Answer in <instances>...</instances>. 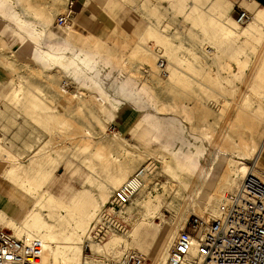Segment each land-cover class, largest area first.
I'll list each match as a JSON object with an SVG mask.
<instances>
[{
    "label": "rangeland",
    "instance_id": "1",
    "mask_svg": "<svg viewBox=\"0 0 264 264\" xmlns=\"http://www.w3.org/2000/svg\"><path fill=\"white\" fill-rule=\"evenodd\" d=\"M69 1L5 0L18 19L0 13V163L15 159L27 166L33 154L34 159L42 155L56 158L53 167L50 165L53 175L50 190L64 196L70 210L74 211L79 209L77 202L71 201L76 191L86 187L89 190L86 200L93 201L109 185L101 166L95 162L92 168L82 164L90 153L84 144H110L112 153L118 157L117 164L128 170L120 184L133 172L144 168L147 171L143 181L145 191L142 189L130 202L131 206L127 205L132 207L131 219H126L127 214H124L118 229L111 232L118 237L123 235L125 241L108 252L97 253L89 249L93 242L86 240L83 259L89 264H119L126 253L137 252L143 256L145 264H152L157 244L165 233L173 230L175 239L187 219L198 215L193 210L204 206L207 200L215 205L223 204L224 197L234 192L223 183L225 165L229 163V168L234 170L244 163L264 175V155L260 165L255 164L253 156L244 158L239 147L230 145L239 144L240 136L246 138V117L239 112L240 106L248 107L244 101L264 111V88L257 86L254 78L261 50L259 45L257 52L246 50L245 55L238 58L241 63L232 60L227 53L220 57L216 44L204 40L198 28L184 19L170 0H95L101 7L100 16L108 18V25L92 31L83 27L79 16L73 14L64 26L58 27L56 18L65 12ZM232 2L230 15L237 19V14L246 12L247 23L250 22L253 10L247 7L245 0ZM194 4L204 8L203 3L185 0L187 8ZM40 12L51 13L48 22L42 20ZM84 19L85 24L97 26L99 23V18ZM28 25L43 29L44 33L30 35L25 29ZM66 26L71 27L73 35L65 36ZM149 27H154L152 29L158 33V42L152 37L154 41L150 38L139 41L140 33ZM88 34L97 37L89 40ZM164 40L172 47V55L170 50L162 49ZM136 41L140 45L133 51ZM23 43L33 50H21ZM51 47L64 52L66 57L73 56L79 49L86 50L93 60L92 70H85V76L78 77L57 64L35 58L37 51ZM192 52L197 57L193 58ZM159 58H163L166 67L163 78L155 68ZM173 72L185 82H176ZM113 82L122 85V91H113ZM62 89L68 94H62ZM100 91L106 94L103 96L106 105L96 100ZM70 94L78 98L73 99ZM36 101L40 105H35ZM108 104L112 105V110L120 104L128 105L137 112V118L138 114L151 115L155 126H148L141 121L143 119L134 126L135 118L129 120V129L122 134L126 140L114 138L115 132L121 129L109 118ZM50 111L58 113L56 119L46 118ZM189 160H197L205 171L193 168ZM10 177L0 166V181L6 188L14 187ZM236 180L239 183L240 179ZM197 186L205 197H195L190 200L192 205H187L186 190ZM114 189H106L107 200L97 214L106 206ZM44 190L35 184V195ZM148 192L169 198L170 205L161 208L152 223H142L137 220L140 213L133 210V203L141 201ZM180 195H183L182 200ZM177 218L180 221L177 222ZM6 220L7 216L0 214V230L13 235ZM95 220L96 217L89 223L83 240Z\"/></svg>",
    "mask_w": 264,
    "mask_h": 264
},
{
    "label": "bare ground",
    "instance_id": "2",
    "mask_svg": "<svg viewBox=\"0 0 264 264\" xmlns=\"http://www.w3.org/2000/svg\"><path fill=\"white\" fill-rule=\"evenodd\" d=\"M170 1H172L174 6H176L177 11L182 13L184 19L190 20L192 25L198 28L199 32L204 37H202L204 40H207L209 44H216L215 48L217 54H220V57L222 54L227 53L232 60L241 63L238 58L241 55L244 56L246 50L257 52L256 46L259 45L261 50V58L257 63L258 67L254 78L256 79L255 82L257 86L264 88V8L257 6L258 4L254 0H245L247 7L253 10V15L250 22H246L244 23L245 25L242 24L244 26H241L239 25L237 19L233 18L230 15V11L234 6L232 0H194L196 3H203L204 8H198L196 4H194L192 7L187 8V6L185 5V0ZM0 13H8L9 17L18 19L17 15L11 12L9 5L5 2V0H0ZM38 15H41L43 21L48 22L51 13L40 12L38 13ZM152 28H144L145 30H143L139 35V41H145L147 38L152 37L156 42H158V33H156V31H154V29ZM25 29L30 35L38 36L44 33L43 29L36 30L30 25L26 26ZM66 29L67 32L65 33V36L73 35L74 31L71 29V27L66 26ZM87 38L89 40L96 39L92 34H88ZM149 40L152 39L150 38ZM165 40L161 44L163 47L162 49L168 51L172 47L170 46L169 42ZM139 41H136L134 43V46L132 48L133 51L136 50H134V48L140 45ZM20 49L24 52L33 50L30 46L24 43L21 45ZM170 52L172 55L171 50ZM192 53L193 54L191 55H194L193 58L197 57L194 52ZM90 56L91 54L87 53L86 50L79 49L78 52H76L73 56L66 57L64 55V52L61 53L55 51L51 47L48 50L37 51L35 58L45 63L57 64L72 75L84 77L85 70L90 71L93 68V60ZM215 56L217 57L218 55H214V57ZM117 60L121 62L119 57L117 58ZM173 76L174 79L176 78V82L180 84L185 82H182L181 78L175 72H173ZM93 83L94 85H97L95 81ZM112 88L113 91H122V85L116 84V82H113ZM60 92H62V94H68L64 89H62ZM100 92L101 93L96 100L99 101L100 105H106L105 99L103 98V96H105L106 94L104 91ZM14 93L17 94L16 91H14ZM124 93L127 94L129 92L124 91ZM71 96L73 99L78 98L77 95L72 94ZM248 102V100H245L244 105L248 107L246 108L240 106L239 111L246 117L247 139H244L243 136H240L239 144H234V142L230 143V145L232 148H234V146L239 147L241 149L240 155L244 158L253 156V160L255 161L254 163L258 164L262 159V155H264V111L261 110L257 105L251 106V104H249ZM35 105L40 104L36 101ZM107 106H109V108L111 109L109 118L114 123L113 118L116 108L114 107V109L112 110L111 104H108ZM133 106L135 107V109H139L137 105L133 104ZM44 109H46V106L44 107ZM136 115L137 112H134L133 116L136 117ZM57 116L58 113L54 114V112L50 111V114H47L46 118L56 119ZM137 119L138 123L141 119H143L141 121H145L148 126H155L154 119H152L151 115L138 114ZM85 134L89 135L87 131H85ZM113 137L123 138V136L118 133L114 134ZM84 148L90 149V153L88 157L81 161L82 164H85L86 166H88V168H92L93 162L96 163L95 165L101 166V168L107 175L106 177L109 185L106 186L105 189L103 188L97 200L93 201L86 200L89 192L86 187L82 190L76 191L72 196L71 201H76L79 209L74 211L70 210V206L65 202L64 196H57L50 190V185L53 181L52 169L50 165L52 166L54 165V163H56V158L49 157V155H44L43 157L42 155V158L34 159V157L36 156L33 154L32 157H30L29 159L27 158L29 161L27 166L22 165L15 159H11L10 163H7L8 167H5V165H7L5 164V161H1L0 163L1 169L4 170V173L11 176L10 180H12L14 186L13 188H6L4 182L0 181V214L7 216L6 223L9 227L12 228L14 237H25L27 239L39 238L40 240H42L44 247L43 254L39 260V264H89L88 261H85L83 259L84 255L82 254V248L83 245H85L84 242L88 240L87 236L85 240L83 239L86 235L89 223L94 217L97 216L96 211L100 208V206L106 202L108 195V191H106V189L110 190L114 189L115 187L117 189V186L119 187L121 185L120 183L127 177L128 170H126L125 167H120L121 164H117L118 157H116L112 153L110 144H96L93 146L91 143H85ZM219 153L222 154L223 152L219 151ZM189 161L193 168H198L199 172L205 171L202 164L197 160ZM240 164L241 165L235 167L234 170L229 168V163L224 167L222 173L224 181L223 183L226 185V187L232 189L231 191H235L238 188L240 181L244 178V176L248 174H253L258 177L264 176L261 173L253 171V169L251 168L252 166L248 167L244 163ZM113 170H115L116 172L114 173ZM144 171L146 170L144 169ZM236 178L240 179L239 183L237 182ZM36 179H40V181L36 182ZM87 180L91 181L90 179ZM36 183L39 184L40 188L42 186L43 189H45L39 195L34 194V187ZM144 186L145 185L142 186L141 190ZM162 187L165 188V186ZM141 190L139 192H142ZM182 196L183 195L179 196L181 200ZM186 196L189 200V202H187V205H192V201L190 200L195 197H205L203 193L199 192L198 186L188 188L186 190ZM26 205H31L32 207L27 208ZM169 205V198L166 199L160 193L150 194L148 192L147 194L145 193V196L141 201L133 203V210L139 211L140 213V216L137 219L138 221L142 223H152L159 214L161 208H167ZM224 206L225 203L215 205L208 202L207 200V203H205L204 206H199L196 210L193 211L200 216H214L218 214L219 211L224 208ZM131 208L132 207H127L125 210V214H127L126 219H131ZM58 210L60 211V213H58ZM207 210L210 211V213L207 214ZM19 214H21V216L17 217L19 216ZM179 219L180 218H177L176 221H180ZM108 236V238L106 237L107 240L102 243V245L95 243L89 244V249L97 253L102 251L108 252L110 251L109 249L115 248L114 246L118 245L121 241H125L126 239L123 238V235H120L121 237H118L116 234L111 235V232ZM172 240H175L174 232L173 230H169L157 244L155 257L152 264L163 263V261L166 259L168 249L172 246Z\"/></svg>",
    "mask_w": 264,
    "mask_h": 264
},
{
    "label": "built area",
    "instance_id": "3",
    "mask_svg": "<svg viewBox=\"0 0 264 264\" xmlns=\"http://www.w3.org/2000/svg\"><path fill=\"white\" fill-rule=\"evenodd\" d=\"M69 3L56 18L58 27L74 14ZM248 19L246 12L237 14L241 25ZM155 68L159 76H166L163 58L157 60ZM145 175L143 168L138 169L111 192L87 232L88 240L102 243L118 229L125 208L141 190ZM43 247L39 238H16L0 230V264H39ZM119 264L145 261L139 253L128 252ZM162 264H264V176H244L238 188L225 196V206L218 214L190 216L177 232Z\"/></svg>",
    "mask_w": 264,
    "mask_h": 264
},
{
    "label": "crops",
    "instance_id": "4",
    "mask_svg": "<svg viewBox=\"0 0 264 264\" xmlns=\"http://www.w3.org/2000/svg\"><path fill=\"white\" fill-rule=\"evenodd\" d=\"M260 7L264 8V0H254ZM69 5L71 6V9L73 10L74 14L79 16L78 21H80L83 27H86L89 30L94 31L98 26H102V25H108V18L104 15H101V7L98 4V2H96L95 0H71ZM86 19H95V18H99V23L97 26H94L92 24H85L83 23L82 20ZM92 33V32H91ZM96 36V35H95ZM97 37V36H96ZM123 104V103H122ZM118 105L114 111V124L117 125L118 128L121 129V131H117L115 132L116 134H123L124 131H126L127 129H129V120H135L136 117L133 116L134 114V109L130 110L129 106L132 107L131 104H128L127 106L124 105ZM137 122V123H134ZM132 125L137 126L138 124V119L137 121L135 120ZM131 128V127H130ZM150 128V127H149ZM152 129V128H151ZM153 130V129H152ZM154 135V133L152 134V136ZM123 136V135H122ZM123 138L125 139V137L123 136ZM126 140V139H125Z\"/></svg>",
    "mask_w": 264,
    "mask_h": 264
}]
</instances>
